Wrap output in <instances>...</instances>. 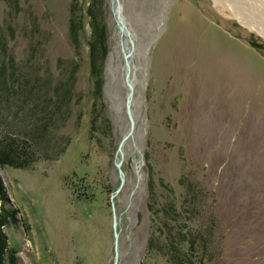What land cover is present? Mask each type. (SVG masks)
<instances>
[{"label": "rangeland", "instance_id": "obj_1", "mask_svg": "<svg viewBox=\"0 0 264 264\" xmlns=\"http://www.w3.org/2000/svg\"><path fill=\"white\" fill-rule=\"evenodd\" d=\"M76 1L83 13L97 8L107 26L97 101L90 17L79 47L70 35ZM95 1L0 0V33L18 65L44 77L76 69L75 96L63 107L69 117L50 132L63 154L42 153L33 168L0 166L18 211L19 223L5 231L19 264L114 260L111 195L121 183L115 161L129 129L128 91L124 37L110 0ZM122 1L137 46L136 129L124 144L125 183L114 197L119 264H175L168 249L184 250L190 264H264V32L242 21L243 12L256 13L255 0ZM19 108V119L10 117L18 126ZM184 225L192 232L185 241L176 236Z\"/></svg>", "mask_w": 264, "mask_h": 264}, {"label": "trees", "instance_id": "obj_2", "mask_svg": "<svg viewBox=\"0 0 264 264\" xmlns=\"http://www.w3.org/2000/svg\"><path fill=\"white\" fill-rule=\"evenodd\" d=\"M82 1L86 3L87 0ZM87 11L83 13L79 2L76 1L72 5L69 28L74 43L79 47L80 34L85 30V18L89 16L91 19L90 25L93 31L88 41L89 72L92 91L97 101L102 98L105 85V61L109 51L107 26L99 19L97 8L94 9L91 5L88 6ZM75 78L76 69L64 70L61 73H52L50 77H44L41 69L37 67L18 65L17 57L9 47L5 34L0 33V121L6 129V131L0 129L1 167L8 165L16 168H33L42 153L49 151L51 155L46 154L48 158L63 154L66 147L59 151L53 148L55 146L50 145V132L52 127H58L60 122H64L69 117V111H64L63 107H67L75 96ZM18 103L19 110H23V113H20L19 126L10 121L11 114L19 119ZM96 115L99 117V114ZM24 116L26 117L23 121ZM92 129V133L98 130L94 123ZM53 150L57 151L53 152ZM17 213L0 177V264H19L16 255L18 249L11 246L5 231L6 226L19 223ZM175 216L178 217L177 214ZM170 228H172L170 234L174 235L175 227L170 226ZM177 231L176 236L183 241L190 239L188 234H192L189 225L179 226ZM168 253L171 262L190 264L186 260L184 250L171 253L168 249Z\"/></svg>", "mask_w": 264, "mask_h": 264}, {"label": "water", "instance_id": "obj_3", "mask_svg": "<svg viewBox=\"0 0 264 264\" xmlns=\"http://www.w3.org/2000/svg\"><path fill=\"white\" fill-rule=\"evenodd\" d=\"M111 2V9L113 12L114 19L116 21L117 27L120 31L121 38L125 37L126 41L121 39V51L123 54L124 65V83L127 88V95L125 101L126 112L129 118V129L127 133H125L119 143L117 157L115 164L120 173L121 183L120 186L116 189L114 193L111 195L112 207H113V230H114V244H115V254L114 260L112 264H119L120 259V246H119V239H120V230H119V217L117 214L116 206L114 197L117 193L121 190L125 183V173L122 169L123 160L125 157L124 152V144L129 139L130 136L133 135L136 129V118L134 116L132 110V103L134 100V91H135V83H136V74L132 72V68L134 67L135 62V51H136V41H135V34L132 31V28L129 24V20L124 12V3L122 0H110ZM127 43V44H126ZM127 47V48H126ZM135 70V67H134Z\"/></svg>", "mask_w": 264, "mask_h": 264}, {"label": "bare ground", "instance_id": "obj_4", "mask_svg": "<svg viewBox=\"0 0 264 264\" xmlns=\"http://www.w3.org/2000/svg\"><path fill=\"white\" fill-rule=\"evenodd\" d=\"M256 3H257V5H256ZM254 5H255L256 13L243 12L242 21H244L246 23L249 21L248 23L252 24L253 26L258 27L261 31L264 32V0H255ZM123 40L125 42L126 38L124 37ZM134 67H135V62H134ZM134 67L132 68L133 73L135 71ZM135 69H136V67H135Z\"/></svg>", "mask_w": 264, "mask_h": 264}]
</instances>
